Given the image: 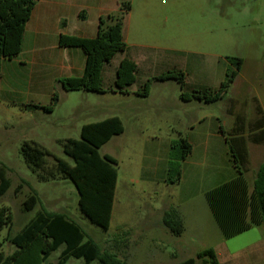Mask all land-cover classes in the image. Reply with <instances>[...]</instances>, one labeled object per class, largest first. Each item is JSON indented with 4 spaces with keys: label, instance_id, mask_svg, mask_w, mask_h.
Wrapping results in <instances>:
<instances>
[{
    "label": "rangeland",
    "instance_id": "rangeland-1",
    "mask_svg": "<svg viewBox=\"0 0 264 264\" xmlns=\"http://www.w3.org/2000/svg\"><path fill=\"white\" fill-rule=\"evenodd\" d=\"M130 19H148L143 0H130ZM151 30L157 35L145 39L156 46H169L171 70L180 69L191 73L201 53L218 54L223 73L230 62L227 56L245 60L243 70L232 95L245 98L258 94L264 99V0H151ZM134 26V25H133ZM132 26V27H133ZM135 31V30H133ZM166 33L167 39L162 36ZM111 77L105 75L106 86ZM52 111L22 114L0 104V166L6 168L11 181L10 188L0 194V207H7L12 214L11 224L0 228V249L6 254L15 247L7 241L9 233L16 234L37 212L45 208L63 212L77 221L86 239L95 240L102 251L115 253L127 264H178L196 258V264L206 263L197 258L198 252L217 248L232 251L220 264H264V223L226 238L209 211L202 214L204 231L188 230L176 236L163 225L157 224V212L153 207L164 205L159 186L142 179L147 168L141 158L142 151L132 140L131 125L126 122L127 132L116 136L100 153L108 152L117 160L119 182L111 223L104 229L86 217L79 207V194L73 182L60 174L56 157L73 163L65 154L62 140L79 139L81 124L96 122L116 115L122 96L111 91L98 93L71 90L63 95ZM178 88L168 90L177 95ZM158 93L156 91L155 95ZM241 98V100H242ZM51 99L48 100L50 103ZM79 105L85 108H79ZM177 111V107L174 109ZM159 124L160 120L158 119ZM172 122L177 121L174 116ZM167 122V121H166ZM178 138V137H177ZM25 141H35L46 147L51 155L46 157L45 179H41L27 165L21 147ZM48 176V178H47ZM167 178V176H166ZM250 185H253L252 179ZM39 200L31 210L24 209V201L31 192ZM209 215V218H208ZM127 222L121 227V222ZM64 245L52 252L47 262L56 264ZM84 258L70 257L66 264H84ZM90 264H102L97 260Z\"/></svg>",
    "mask_w": 264,
    "mask_h": 264
},
{
    "label": "crops",
    "instance_id": "crops-1",
    "mask_svg": "<svg viewBox=\"0 0 264 264\" xmlns=\"http://www.w3.org/2000/svg\"><path fill=\"white\" fill-rule=\"evenodd\" d=\"M129 1L36 0L26 23L20 53L12 58H4L0 63V104L27 116L40 111L49 112L28 105L50 104L48 100H52L55 89L65 95L67 90L63 88L60 79L83 75L86 64L84 50L60 45L61 35L95 37L100 18L120 14L125 3L131 6ZM150 1L142 2L149 15L148 19H139L140 22L133 24L130 19L131 9L124 15L123 36L127 46L104 65V92L111 91L122 96L119 110L116 115H111L118 116L124 125V131L116 136L126 134L125 121H128L132 140L141 149V158L147 168L142 179L157 184L162 191L165 206L153 207L158 214L157 224L166 227L164 213L175 209L184 224L183 233L176 236H182L188 230L202 234L206 228L202 214L207 217L209 211L212 213L207 192L235 179L240 175V169L250 191L253 189L257 171L264 162V99L258 94H252L241 97V100L231 93L242 74L245 60L228 92L221 99L213 102L202 98L183 99L182 91L215 93L225 80L226 74L222 72L219 61H216L218 54L210 52L201 53L202 59L193 65L192 72L185 73L183 90L176 79L154 80L148 95L138 94L149 79L171 70V48L165 42L156 46L145 40L158 34L151 30ZM162 37L167 39L168 36L164 33ZM124 58L134 60L138 69L135 82L120 90L116 86L117 70ZM106 74L111 77L109 86L105 83ZM171 87L178 88L177 95L168 93ZM156 91L158 93L155 95ZM80 107L85 108L82 105ZM175 107L177 111L174 113ZM174 116L177 121H170ZM158 119L164 120H160L159 124ZM84 124L87 122L82 123L81 128ZM180 134L189 139L192 151L182 161L180 180L169 184L166 176L170 147ZM105 154L111 155L108 152ZM249 179L253 181L252 186ZM118 182L119 172L112 215ZM126 225L127 222H121V227ZM212 249L219 262L234 254L226 245L221 252L217 248Z\"/></svg>",
    "mask_w": 264,
    "mask_h": 264
},
{
    "label": "trees",
    "instance_id": "trees-1",
    "mask_svg": "<svg viewBox=\"0 0 264 264\" xmlns=\"http://www.w3.org/2000/svg\"><path fill=\"white\" fill-rule=\"evenodd\" d=\"M36 0H0V63L4 58L18 55L26 23L29 20ZM130 10V4L122 6L118 15L100 18L99 30L95 37L86 38L75 35H61L60 45L80 47L86 54L83 75L60 79L67 91L85 90L104 92L103 67L110 62L116 53L125 50L127 43L123 36V18ZM230 67L226 78L215 93L208 91H182L183 99L202 98L207 102L221 99L229 90L241 70L244 59L227 56ZM137 63L124 58L117 70L116 86L122 90L136 80ZM176 79L184 89L186 74L183 71L170 70L149 79L138 94L148 95L154 80ZM60 96L52 95L48 105L30 104L32 108L52 111L58 104ZM124 131L122 120L111 116L100 121L84 124L79 139L62 140L63 149L73 163L56 157L57 170L69 178L79 194V207L82 213L92 222L108 229L112 219L115 189L118 178L117 160L108 154L102 155L100 148L113 136ZM192 151L189 139L180 134L170 147V160L166 182L176 183L182 176V161ZM21 153L30 167L41 179H45L44 167L46 157L51 152L35 141H25ZM240 175L207 192L206 197L212 213L226 238L242 233L255 225L264 223V162L257 171L253 189L239 170ZM48 178V176H47ZM11 186L6 168L0 166V194H4ZM36 192H31L25 199L24 209L31 210L38 203ZM12 214L7 207H0V228L11 224ZM164 223L169 231L181 235L184 224L175 209L166 210ZM7 241L15 249L6 254L0 249V264H53L47 262L53 251L64 245L56 264H66L70 257L84 258V264L97 260L102 264H127L121 262L115 253L102 251L99 244L86 239L81 225L63 212L40 209L26 225L16 234L9 233ZM197 258L206 263L220 264L215 250L204 249ZM178 264H196V258L189 257Z\"/></svg>",
    "mask_w": 264,
    "mask_h": 264
}]
</instances>
